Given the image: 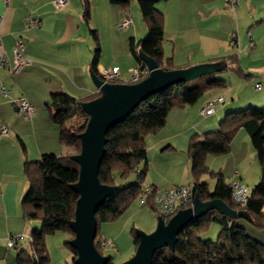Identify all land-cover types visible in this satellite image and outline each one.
<instances>
[{"label": "crops", "instance_id": "1", "mask_svg": "<svg viewBox=\"0 0 264 264\" xmlns=\"http://www.w3.org/2000/svg\"><path fill=\"white\" fill-rule=\"evenodd\" d=\"M55 1L5 3L0 0V128H8L6 135L0 132V264H18L19 252L7 247V239L19 234L30 236L32 231L22 212V201L29 187L24 174L25 163L39 161L46 154H72L73 148L61 144L60 128L52 120V97L67 94L87 99L98 94L91 78L96 43L90 31L98 24L94 20V3L86 0L90 8L87 23L83 0H68L60 9L55 7ZM101 5L102 23L112 22L117 28L128 12L133 24L122 30L128 36L120 48L114 40L106 48L99 39L102 46L97 72L101 68L118 67L122 79L127 80L129 70L137 66L130 52V40H143L146 27L137 7L130 5L124 10L110 0H103ZM157 9L163 14V63L177 70L222 61L225 68L220 72L229 79L214 77L225 85L206 91L193 105L173 108L165 126L146 136L148 171L143 187L169 190L192 185L187 150L193 137L217 132L227 114L264 107V0H239L235 6L228 0H167L158 4ZM30 19L38 24L30 26ZM20 41L25 45L23 56L28 63L15 71L14 49ZM121 57L127 66L114 64ZM258 84L262 87L256 89ZM2 86L7 88V96L2 94ZM219 97L224 101L214 105L210 116H202L205 104ZM21 98L34 107L32 118H26L14 104ZM206 163L212 173L221 174L226 184L238 180L249 193L261 178L256 152L244 129L235 134L229 154L210 156ZM208 177L202 179L213 191L216 179L211 176L215 180L209 181ZM136 181L137 177L131 183ZM140 200L145 206V201ZM262 213L264 215V206ZM118 221L103 224L99 239L114 251H132L133 256L136 251L134 230L130 233L122 226L114 231L113 226ZM243 227L259 241L247 226ZM34 229L39 227L36 225ZM24 250L30 251L28 239L19 246V251ZM64 252L65 259L72 256L71 251L65 249Z\"/></svg>", "mask_w": 264, "mask_h": 264}, {"label": "trees", "instance_id": "2", "mask_svg": "<svg viewBox=\"0 0 264 264\" xmlns=\"http://www.w3.org/2000/svg\"><path fill=\"white\" fill-rule=\"evenodd\" d=\"M132 0H110L113 5L127 10ZM167 0H138L140 13L146 27V37L136 42L130 40V52L142 69L146 64L140 59L138 50L154 59L159 68L174 70L171 64L163 63V14L157 5ZM84 17L89 22L90 8L85 1ZM96 43L95 58L91 65L96 74L101 54L99 36L91 30ZM235 68V62L230 63ZM234 69V72L237 73ZM200 79V80H199ZM191 83L178 84L164 90L142 102L122 123L113 127L107 134L105 154L99 171L102 185L117 186L118 190L109 197L96 214L97 238L95 245L103 254L100 227L120 218L130 206L145 193L143 183L148 171L146 136L157 133L165 126L169 112L175 107L195 104L203 94L211 89L225 85V82L213 78H199ZM100 94L87 99H76L67 94L52 97L50 111L53 122L60 128V141L63 146L74 148L76 154L81 151L79 135L86 129L89 116L82 103L94 100ZM49 108V107H48ZM244 129L251 140L261 167L259 183L249 194L245 204L234 202L232 192L221 174L212 173L207 166L210 156H223L231 152L235 134ZM74 154L57 156L46 154L39 161L26 162L24 174L28 182V191L22 201V212L27 222L40 221L41 227L31 231L30 251H18V264H49L50 257L46 246L48 236L62 232L68 235L66 246L72 253V262L76 252L69 245L74 238L70 224L74 220L79 195L73 190L79 178V166L71 160ZM190 162V181L193 193L202 202L219 199L235 211L246 212L255 228L264 230V107L248 108L227 114L215 133L195 136L187 150ZM136 175L135 183L123 185L121 182ZM216 179L213 191L203 181L204 176ZM149 188V187H148ZM151 188V187H150ZM155 191V188H152ZM154 212L151 199L145 201ZM156 213V212H155ZM157 215V213H156ZM157 217H159L157 215ZM241 219H231L217 211L192 221L180 234L173 251L163 248L157 251L152 264H264V245L252 238L239 224ZM220 227L216 242L205 241L203 235L213 225ZM135 246L139 239L134 230ZM107 264H114L110 257Z\"/></svg>", "mask_w": 264, "mask_h": 264}, {"label": "water", "instance_id": "3", "mask_svg": "<svg viewBox=\"0 0 264 264\" xmlns=\"http://www.w3.org/2000/svg\"><path fill=\"white\" fill-rule=\"evenodd\" d=\"M140 59L149 71L147 78L136 84L104 83L91 71L92 82L100 94L94 100L82 103L83 110L89 116L86 129L79 135L81 151L71 156L79 166L78 181L72 185L79 195L74 220L70 227L74 238L69 245L75 250L73 264H107L110 257L102 255L96 248V214L105 201L117 190V186L102 185L99 171L105 154L107 134L122 123L142 102L172 86L189 83L203 76L222 71V61L192 66L186 69L165 71L157 62L138 50ZM217 211L231 219H247L246 212L235 211L219 199L202 202L194 197L193 206L180 209L167 223L158 217V223L152 233L137 231L139 239L135 254L122 264H152L157 251L168 248L173 251L180 234L195 219L209 212ZM33 264H37L33 261Z\"/></svg>", "mask_w": 264, "mask_h": 264}, {"label": "built area", "instance_id": "4", "mask_svg": "<svg viewBox=\"0 0 264 264\" xmlns=\"http://www.w3.org/2000/svg\"><path fill=\"white\" fill-rule=\"evenodd\" d=\"M11 0H4L5 3H9ZM228 3L232 6H235L239 3V0H228ZM68 4V0H56L54 5L56 8L60 9ZM29 25L34 26L37 25L38 22L34 19L29 20ZM133 24V21L126 12L125 16L121 19L119 23V29L126 30ZM232 39L233 36H232ZM25 51V45L22 41L18 43V45L14 49V59H13V68L14 70H18L21 66L28 63L24 59L23 53ZM130 78L127 80H123L121 77V72L118 67L115 68H101L98 70V77L104 83H127V84H136L147 78L149 75L148 69H142L140 66H136L129 71ZM262 87V84H258L255 86L256 89ZM1 92L3 95H8V90L5 86H2ZM224 100L222 97H219L213 101H210L205 104L204 108L201 110V115L204 117L210 116L214 112V105L222 103ZM14 104L18 108L19 112L23 114L26 118H32L35 114L34 107L25 99H17L14 101ZM0 132L3 135L8 133V128L6 126H2L0 128ZM229 189L232 192V197L234 202L237 204H245L249 198V190L248 188L242 184L240 181L235 180L232 181L228 185ZM194 193L191 185H185L181 187H174L169 190H160L156 189L153 191L152 188H146L145 193L143 195L142 200L147 201L151 199L152 205L154 207L155 212L159 217H161L165 223H167L173 216L177 214L180 209H187L193 206L194 203ZM28 239L31 241V237L27 235H15L10 236L7 239V247L9 249H13L19 251V246ZM102 247H105V242H101ZM70 264V263H69ZM73 264V263H72Z\"/></svg>", "mask_w": 264, "mask_h": 264}, {"label": "rangeland", "instance_id": "5", "mask_svg": "<svg viewBox=\"0 0 264 264\" xmlns=\"http://www.w3.org/2000/svg\"><path fill=\"white\" fill-rule=\"evenodd\" d=\"M85 1L86 0L82 1L83 5H84ZM102 1L103 0H90V2L94 3V6H95L94 8H96L94 20L96 23H98L96 26H93L91 29L97 30L99 39H102V41L105 43L106 48H108V43H111L112 40H114L116 42L117 48H120L123 45L124 40L126 41L128 35L124 34V32H122L119 29V27H118L119 25H117V28H116L113 26L112 22L109 23L108 25H106L105 23H102V22H104L102 19V13H101V12H103V10H102L103 8L101 5ZM108 2H109V0H108ZM130 5L137 7V13H140L138 0H132ZM133 11H134V8H133ZM91 12H92V8H91ZM92 40H93V38H92ZM101 46H102V44H101ZM127 46H128V44H127ZM125 62H126L125 59H123L121 57V59L116 60L114 64L126 65ZM129 76H130V74L128 75V77ZM209 77H211V78L217 77V78H223V79L225 78V79H227V81H229L228 77H226V74L224 72H218V73H215L213 75L206 76L205 78L208 79ZM189 83H191V82H189ZM72 154H76V150L74 148L72 149ZM151 154L153 155V152H151ZM61 155H62L61 153L59 155L57 154V156H61ZM32 162H35V161H32ZM135 179H136V175H133V177H130L129 180L121 182V183L123 185H125V184L130 183L131 181L134 182ZM208 180L212 181L215 179H213V178H211V176H209ZM250 191H252V189H250ZM157 218L158 217H157L156 213L151 208H149V206L148 207L142 206L141 200L138 199V200H136V202H134L130 206V208L120 218H118L119 221L116 222V224L113 226V229H114V231H118L123 226V227H126V229L129 230L130 233L133 230H136V232L141 231L144 233H152L157 226V223H158ZM29 224H30V230H33L34 226H36V225L39 228L41 227L40 221H31V222H29ZM239 224H241V225L243 224V226H247L249 232L254 237L259 239L260 243H262L264 245V230L252 228L253 226H251V223H249L248 221L243 220V219L239 220ZM216 227L217 228H214L213 231L210 230L208 235L206 234V236L203 237V239L205 241L216 242L218 240L220 228H219V226H216ZM215 230H217V232H214ZM30 233H31V231H30ZM212 233H213V236H212ZM127 235H128V233H127ZM67 241H68V235L65 233H62V232H58L56 234H53V235H50L47 237L46 246H47V250L49 252V257L51 260L50 264H65V261H68L70 264L73 263L72 262V259H73L72 256L71 257L68 256L70 259L69 258L65 259L64 250L66 249V251L70 252L69 248L65 244ZM103 254L105 256L112 257L114 264H122L123 262L130 259L131 258L130 256H132L133 253H132V251H128V250L123 251V253H121V252L114 251L110 247L105 246L103 249Z\"/></svg>", "mask_w": 264, "mask_h": 264}]
</instances>
